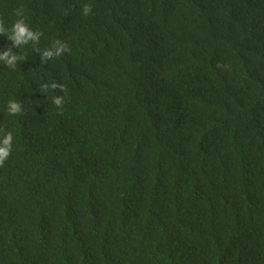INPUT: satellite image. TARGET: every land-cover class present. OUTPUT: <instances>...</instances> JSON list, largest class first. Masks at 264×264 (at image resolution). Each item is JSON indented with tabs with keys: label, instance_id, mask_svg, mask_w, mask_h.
I'll return each mask as SVG.
<instances>
[{
	"label": "trees",
	"instance_id": "obj_1",
	"mask_svg": "<svg viewBox=\"0 0 264 264\" xmlns=\"http://www.w3.org/2000/svg\"><path fill=\"white\" fill-rule=\"evenodd\" d=\"M17 12L42 35L0 33L23 57L0 64V264H264V0H0Z\"/></svg>",
	"mask_w": 264,
	"mask_h": 264
},
{
	"label": "clouds",
	"instance_id": "obj_2",
	"mask_svg": "<svg viewBox=\"0 0 264 264\" xmlns=\"http://www.w3.org/2000/svg\"><path fill=\"white\" fill-rule=\"evenodd\" d=\"M92 11L89 5L83 7V14L88 15ZM17 19L11 24L10 28H5L4 24L0 22V33L6 34L12 44L18 49L22 45H27L29 42L38 43L42 35L39 31H34L25 21L22 12H17ZM18 51H13L11 47L0 51V64L6 68L15 69L18 62L22 61L23 57L19 56ZM69 51L68 45L60 40H56L51 47L40 52L41 61H50L53 57H60L65 52ZM44 89L55 90L57 88L64 92L65 87L62 84L52 81L41 86ZM51 103L57 108H60L64 103V97L61 95H53ZM6 111L10 116H16L22 113V104L15 100L9 99L6 104ZM13 144V133L7 131L0 137V166L8 159L11 153Z\"/></svg>",
	"mask_w": 264,
	"mask_h": 264
}]
</instances>
